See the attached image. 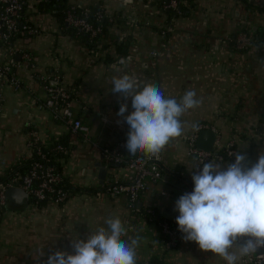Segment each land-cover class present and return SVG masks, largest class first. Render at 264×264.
<instances>
[{
    "label": "crops",
    "instance_id": "1",
    "mask_svg": "<svg viewBox=\"0 0 264 264\" xmlns=\"http://www.w3.org/2000/svg\"><path fill=\"white\" fill-rule=\"evenodd\" d=\"M67 1L84 7L101 5L117 16L109 33L130 37L131 48L119 60L109 37L104 40L109 45L94 51L85 37L71 33L49 12L29 15L39 28L37 35L18 38L11 50L0 47V61L13 57L14 72L22 83L19 91L5 87L0 97V178L32 157L29 141L36 130L46 147L64 137L69 140V155L61 164L73 188L63 205L34 206L29 199L20 209L0 206V264H44L56 251L74 254L72 241L86 240L106 227V218L117 216L127 229L123 239L140 238L137 264L154 259L167 264H226L195 242L185 241L181 233L178 247L168 249L156 221L149 219V210L178 229L175 202L184 179L191 178L197 165L188 139L194 122L215 131L218 150L233 143L235 154L245 155L250 163L264 154V46L239 50L231 41L245 28L264 30V0H193L194 10L177 18L172 27L160 15L158 0ZM25 52L32 61L22 56ZM124 74L134 75L141 88L158 85L166 98L179 101L186 90H194L202 99L199 108L182 117L185 135L162 151L163 180H149L135 202L125 195L111 197L104 190L109 180L129 183L134 177L128 167L110 165L102 155L104 149L127 140L129 126L117 113L127 103L124 115H129L131 99L125 101L112 92L113 77ZM40 76L57 77L72 92L74 115L89 126L90 140L73 133L42 106L46 92ZM234 161L235 155L212 160L222 166ZM99 163L107 168L104 180Z\"/></svg>",
    "mask_w": 264,
    "mask_h": 264
},
{
    "label": "clouds",
    "instance_id": "2",
    "mask_svg": "<svg viewBox=\"0 0 264 264\" xmlns=\"http://www.w3.org/2000/svg\"><path fill=\"white\" fill-rule=\"evenodd\" d=\"M112 84V92L131 99L133 111L125 116L128 105L123 103L117 113L129 126L125 147L130 156L159 158L185 135L182 117L202 104L194 90H186L177 101L164 97L154 83L141 88L134 75L113 77ZM190 127L198 131L200 125L194 122ZM196 169L191 176L193 191L175 202L179 213L175 222L183 239L226 264H239L264 249V154L255 163L237 153L227 166L201 161ZM104 223L106 227L86 240L72 241L74 254L56 251L44 264H137L140 238L123 239L127 229L118 216Z\"/></svg>",
    "mask_w": 264,
    "mask_h": 264
},
{
    "label": "built area",
    "instance_id": "3",
    "mask_svg": "<svg viewBox=\"0 0 264 264\" xmlns=\"http://www.w3.org/2000/svg\"><path fill=\"white\" fill-rule=\"evenodd\" d=\"M37 3L41 0H0V47H8L13 49V38L20 34H26L28 37L35 36L39 33L37 25L23 24L22 12L24 6L28 3ZM46 1V0H43ZM178 1L172 0L168 6L177 8ZM82 6L69 5L64 9V21L67 25L77 28L78 30L88 34L91 37L97 36L101 32V27H96L88 20V9H84L82 14H78L77 10ZM52 10L51 14H54ZM98 18H102V12L96 13ZM166 34V32H164ZM235 45L239 50H245L253 45V37L245 32H240L235 38ZM22 56L32 61L30 53L25 52ZM15 59L11 57L7 61H0V97L3 95L5 87L10 86L14 90L19 91L22 88V83L14 72ZM45 92L46 99L42 106L51 111L54 119L68 124L75 134L84 136L85 140H90V128L83 123L81 119L75 117L72 105V92L64 87L57 77L40 76L38 77ZM205 124H200L199 130L194 131L189 136L190 154L197 160V165L201 161H224L225 157L220 154L218 149L212 152L204 151L197 147L196 139L200 130L208 128ZM126 141H120L114 148H106L102 151L103 157L108 162L124 164L132 170L134 177L129 183L109 180L104 186L106 194L111 197L127 196L131 201L135 202L141 194L147 189L149 180H163L164 170L162 167V153L159 158H146L141 155L126 157L121 151L126 148ZM38 132H31L29 148L32 154H36L39 159L49 161ZM57 150L66 152V147L58 145ZM236 151L233 148V143L226 148L227 157H233ZM44 161H36L32 164L29 171L24 174H16L8 182L0 183V206H4L6 191L9 187L18 186L23 188L29 195L30 199L42 201L49 195L52 201L56 204L63 205L69 199V192L57 186L64 181V174L56 171V168ZM196 165V167H197ZM202 167V165H201ZM197 170V169H196ZM195 170V171H196ZM194 185L192 179H184L183 187L178 195V198L185 193L193 191ZM162 220H161V219ZM149 219L158 222L162 228V232L167 236L168 241L165 244L167 248H176L180 244L181 237L177 230L169 223L167 219L160 217L155 210H149ZM147 264H160L158 262H148ZM242 264H264V249L250 258H244Z\"/></svg>",
    "mask_w": 264,
    "mask_h": 264
},
{
    "label": "trees",
    "instance_id": "4",
    "mask_svg": "<svg viewBox=\"0 0 264 264\" xmlns=\"http://www.w3.org/2000/svg\"><path fill=\"white\" fill-rule=\"evenodd\" d=\"M171 1L172 0H158V2H157V6L160 10V15L164 17V21L167 24L166 25L167 27H172L174 25V21L177 18L190 15V13L194 10V7H195V5H194L195 3L193 0H177L179 2L177 8L166 7L169 5V3ZM29 2L30 1H28V3L24 6V10L22 12L21 21L23 24L33 23L29 19V15L31 13H33V14H34V12L35 13H46V12L51 13L52 10H55L54 15L59 20V22L64 27L68 28V30L71 33H75V34H78V35L85 37L92 50L97 51L99 49L100 45H102V44L104 46L109 45V43H104V40H106L107 38L110 37L112 45H114L116 50L119 52L118 59L120 60V59L127 57L128 52L131 48V39H130V37L118 38L115 36L112 37L110 35V33H109L110 32V30H109L110 26L114 23V21H116L117 16L109 14L103 6H101V5L88 6V7L82 6V8L77 10V13L81 15L84 9H88V13H87L88 14V20L92 24H94L96 27H101V32L97 36L91 37L88 34H85L84 32L78 30L77 28L69 26L65 23V21H64V18H65L64 9L70 5V4H68L67 0H46V1L41 0V1L37 2L36 4L33 3L32 1H31V3H29ZM32 7H33V9H35V11L30 12L31 11L30 8H32ZM98 11L102 12V18H98L96 16V13ZM242 32H245V33H247L253 37V45L257 44L260 46H264V30L263 31H257L255 33L252 30L245 28L244 30H242ZM26 37H28L26 34H20L18 36H15L12 41L14 43V41L17 40L18 38H26ZM235 38L236 37H234L231 40L234 47H236ZM121 141H127V140H121ZM58 145H63L64 147H66V152H61V151L57 150ZM112 148H114V147H112ZM44 151L46 152L49 161H44L42 159H39L38 156H36V154H32V157L27 162L20 163L19 165L15 166L6 175V177L0 178V183L10 181V179L12 177H14L16 174H21V175L26 174L29 171V169L32 167V164L36 161H44L46 163L52 164L56 168V171L58 173L63 174L61 161L69 155V151H70L69 140L65 137L61 138L60 140H57L52 146L44 147ZM121 152L124 153L125 156L128 158L133 157V156L128 155L126 148H124ZM219 152H220V154H222L225 157L224 161L230 160L232 158V157H227L226 149L219 150ZM110 165L124 166V164H117L115 162H110ZM57 187L63 188L64 190L68 191L69 192V198H70L72 191H73V188H72L70 181H68V179L66 177L64 178V181L61 184H59ZM51 201H52V197L50 195L42 201H39L36 199H31V203L34 206H42V205L50 203ZM156 223L158 225L160 236H161L163 242L166 244L168 241V238L162 232V228L159 226L158 222H156ZM169 223L177 230L178 235L180 236V232L178 231V229L171 222H169ZM168 249H173V248H168ZM151 262H158L160 264H167V263H165L161 260H157V259H154Z\"/></svg>",
    "mask_w": 264,
    "mask_h": 264
},
{
    "label": "water",
    "instance_id": "5",
    "mask_svg": "<svg viewBox=\"0 0 264 264\" xmlns=\"http://www.w3.org/2000/svg\"><path fill=\"white\" fill-rule=\"evenodd\" d=\"M217 134L212 128H205L200 130L196 139V145L198 148L212 152L216 149ZM100 169V178L104 180L107 176V168L102 163L97 164ZM28 193L21 187L13 186L9 187L6 191L5 206L12 210L20 209L27 206L29 202Z\"/></svg>",
    "mask_w": 264,
    "mask_h": 264
}]
</instances>
